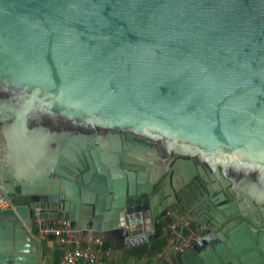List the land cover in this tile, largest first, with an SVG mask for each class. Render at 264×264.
<instances>
[{
  "label": "water",
  "instance_id": "water-1",
  "mask_svg": "<svg viewBox=\"0 0 264 264\" xmlns=\"http://www.w3.org/2000/svg\"><path fill=\"white\" fill-rule=\"evenodd\" d=\"M0 193V264L168 213L202 236L170 264H264V0H0Z\"/></svg>",
  "mask_w": 264,
  "mask_h": 264
},
{
  "label": "built area",
  "instance_id": "built-area-1",
  "mask_svg": "<svg viewBox=\"0 0 264 264\" xmlns=\"http://www.w3.org/2000/svg\"><path fill=\"white\" fill-rule=\"evenodd\" d=\"M8 200L0 193V208H6ZM159 224L164 226L167 233L178 234L179 226L177 221L170 213L165 214L159 220ZM38 235L41 239L53 238L59 244L62 255L59 264H97L98 256L105 246L102 238H85V244L82 238H77L72 229L71 222L63 217L49 222H40ZM189 226V223H186ZM202 239L201 233L194 230L185 231L178 237V243L175 246V252L185 253L193 244Z\"/></svg>",
  "mask_w": 264,
  "mask_h": 264
},
{
  "label": "crops",
  "instance_id": "crops-1",
  "mask_svg": "<svg viewBox=\"0 0 264 264\" xmlns=\"http://www.w3.org/2000/svg\"><path fill=\"white\" fill-rule=\"evenodd\" d=\"M157 239L158 237H156L151 243V247L147 244H141L129 248H126L121 241L112 242L111 240L103 239L105 246L98 256L97 264H170V262L174 261L177 255L175 252V246L178 242V236L172 235L169 239L168 245L162 252H154L152 250L153 244ZM42 240L46 247L43 264H59L62 255V250L59 244L53 238ZM80 240L85 244V238ZM145 247L147 251L143 250ZM58 252L60 256L58 262H56V253Z\"/></svg>",
  "mask_w": 264,
  "mask_h": 264
},
{
  "label": "flooded vegetation",
  "instance_id": "flooded-vegetation-1",
  "mask_svg": "<svg viewBox=\"0 0 264 264\" xmlns=\"http://www.w3.org/2000/svg\"><path fill=\"white\" fill-rule=\"evenodd\" d=\"M140 142H142L141 141V139H134L133 141H131L130 139H126V144H127V146L129 147V143H131L133 146H136L138 143H140ZM153 145V144H152ZM130 149V148H129ZM127 152V150H123V153H126ZM175 163V162H174ZM173 163V164H174ZM173 164H171V165H173ZM121 165H123V162H121ZM254 177L256 176L255 174H252ZM203 192H204V194H205V198L210 202V203H212L213 204V199L214 198H216L217 196H218V194H215L214 196H210L209 194H208V191H207V189L205 188V186H203ZM226 196L228 197V198H231V196L229 195V194H226ZM204 197L203 198H200L199 200H198V202L199 203H201L202 201H204V199H205ZM231 199H233V198H231ZM233 200H235V199H233ZM181 203H182V205L181 206H183L184 205V202L181 200ZM185 206V209H186V211H184V213L185 214H187V213H189V212H191L192 211V209L191 208H189L187 205H184ZM214 206V205H213ZM219 207H220V205H217L216 207L214 206L213 208H214V216H216V215H218V214H220L221 213V211L219 210ZM192 213V212H191ZM187 223H189V226L188 227H186V231H188V230H193V226H192V224L190 223V221H187ZM252 244H253V240H252ZM252 250H253V248H252Z\"/></svg>",
  "mask_w": 264,
  "mask_h": 264
},
{
  "label": "trees",
  "instance_id": "trees-1",
  "mask_svg": "<svg viewBox=\"0 0 264 264\" xmlns=\"http://www.w3.org/2000/svg\"><path fill=\"white\" fill-rule=\"evenodd\" d=\"M156 233L158 234V239L153 244L152 250L162 252L163 249L168 245L169 239L172 237V233H167L164 230L163 225H159V227L156 229ZM166 234V235H165ZM144 251H147L146 247L143 248ZM59 252L56 253V262L59 260Z\"/></svg>",
  "mask_w": 264,
  "mask_h": 264
},
{
  "label": "rangeland",
  "instance_id": "rangeland-1",
  "mask_svg": "<svg viewBox=\"0 0 264 264\" xmlns=\"http://www.w3.org/2000/svg\"><path fill=\"white\" fill-rule=\"evenodd\" d=\"M61 248V247H60Z\"/></svg>",
  "mask_w": 264,
  "mask_h": 264
}]
</instances>
